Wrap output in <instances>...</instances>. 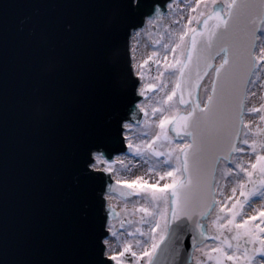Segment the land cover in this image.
I'll use <instances>...</instances> for the list:
<instances>
[{
    "label": "water",
    "instance_id": "95a60500",
    "mask_svg": "<svg viewBox=\"0 0 264 264\" xmlns=\"http://www.w3.org/2000/svg\"><path fill=\"white\" fill-rule=\"evenodd\" d=\"M168 1L0 0V264L113 263L107 212L124 215L107 208L108 195L133 192L86 165L97 151L124 152L119 125L142 118L132 31ZM199 231L183 237L173 264H192Z\"/></svg>",
    "mask_w": 264,
    "mask_h": 264
},
{
    "label": "snow or ice",
    "instance_id": "6c2138e0",
    "mask_svg": "<svg viewBox=\"0 0 264 264\" xmlns=\"http://www.w3.org/2000/svg\"><path fill=\"white\" fill-rule=\"evenodd\" d=\"M201 2L202 0H196V6ZM203 2L207 11L200 12L201 18H188V24L195 20L199 27L185 25L179 42L171 48L172 53H177L178 49L180 51L174 62L165 66L167 74L175 77L174 87L162 101L167 107L152 110L153 115L168 109H173L175 114L159 120L160 131L150 142L128 144L137 156L167 155L168 159L162 163L170 169L160 179L168 177L171 182L164 183L159 188L146 181L140 183L141 177L131 183L123 182L128 188L135 187L139 190L133 195L140 196L146 190H151L148 202L152 207L142 205L137 209L143 214L140 222L149 225L148 235L152 241L151 248L144 247L139 259L146 261V264H164L165 260L168 264H173L171 258L179 256V245L190 230L195 232L198 229L199 235L206 237V224L198 217L216 212V219L212 223L216 225L219 234L214 239L221 241L232 253L225 251V247L211 249L212 253L219 254L215 264H222L221 258L232 264H264V259H261L264 258V237H257L254 231L245 227L248 220L243 223L235 222V218L240 215L234 211L239 201L232 204L231 208L226 207L225 201V207H220L217 212L218 202L214 199L219 186L216 180L218 173L235 183L240 190V196L246 201L250 198H264V134H261L258 145L256 139L250 143L246 138L249 132L244 131L248 128L244 115L264 111V104L251 108L245 106V102L256 95L255 89L264 90V0ZM131 6L139 7V0H131ZM195 10L194 7L190 9L193 12ZM185 37H188L187 41ZM164 48L167 49L168 45L165 44ZM164 74L160 73L161 76ZM209 76L210 84L205 87L202 82ZM155 87L156 85H148L149 89ZM166 87L167 84H162L159 90L163 91ZM193 89L206 92V100L201 101L199 91L193 98ZM173 97H178L177 104L171 103ZM260 119L264 120V115ZM165 125H171V128L165 130ZM119 127L124 128L126 125L120 124ZM168 131L174 133L175 141L168 137ZM162 137L169 144H175L167 153L154 147L155 142ZM253 154L255 162L250 163V171L242 157ZM93 155V161L86 165L85 174L87 170H94L96 162L101 160L100 154ZM224 162L230 163L232 167L226 171L221 170L220 165ZM106 170L113 171L112 167ZM244 177L247 184L242 182ZM248 185L253 190L246 194L245 188ZM236 191L237 188L233 187V196ZM231 199L232 197H228V200ZM161 204H167V207L161 208ZM240 207L243 208V205L240 204ZM225 211L229 218L226 222L219 223L220 213ZM260 216L264 217V212ZM250 219L255 220L256 217ZM256 227L260 233H264V227L259 224ZM222 229L226 232L221 231ZM136 232L140 236L146 235L139 228ZM136 243L141 242L138 240ZM131 247L124 246L119 256L123 257L125 253L131 252ZM131 255L137 256L135 252H131ZM204 255L210 261L213 259L207 252ZM111 259L115 261L118 257L113 255Z\"/></svg>",
    "mask_w": 264,
    "mask_h": 264
},
{
    "label": "rangeland",
    "instance_id": "374dc122",
    "mask_svg": "<svg viewBox=\"0 0 264 264\" xmlns=\"http://www.w3.org/2000/svg\"><path fill=\"white\" fill-rule=\"evenodd\" d=\"M210 6V4H209ZM196 10L190 11L191 8ZM207 11L205 4L202 0L201 4L197 7L196 0H177L172 1L169 4V8L165 15H156V18H149L144 26V30L138 29L135 31L133 42L131 45L132 59L134 61V70L141 75L142 83L141 89L145 96H147V101L140 102L141 108L143 110V123L137 124L135 121H129L128 129L125 132L127 137V146L129 142L133 144H140L141 141L148 143L152 140L155 134L160 131L158 125L159 120L164 116L171 117L175 114L173 109H168L165 112H157L155 115L152 114L153 108L167 107L163 105L162 101L166 94L170 93L174 87L175 77H170L165 71V66L168 63L174 62L177 57V53H172L171 48L175 43L179 42L180 34L185 30L184 26L188 27H199L194 20L192 24H188L189 16L200 17V12ZM177 21H179L177 23ZM188 37H185V41ZM167 44L168 48L165 49L164 45ZM165 57L167 59L165 60ZM145 61H148L145 64ZM159 62V63H157ZM164 72L163 76L160 73ZM162 84H167V87L160 91V86ZM148 85H156L155 88L149 89ZM178 97H173L172 104H177ZM171 128V125H165V130ZM147 133V135H145ZM168 137L175 141L174 133L168 131ZM175 144H169L163 137L155 142V149L162 152H168L170 148L174 147ZM129 148V147H128ZM175 153H173V157ZM116 161H102L101 164L96 167L106 170L109 167L113 169V175L116 180L122 182L131 183L136 180L137 177H141L140 183L147 182L148 184L156 185L158 188L162 187L164 183H170V178L165 177L163 180L160 176L164 172L170 170L163 165L162 161L167 160V155L164 157H156L154 155L149 156H137L135 155L133 149L129 148V155H121L115 157ZM123 162V163H121ZM172 163H175L173 159ZM226 169V166H224ZM226 171V170H223ZM221 178L224 176L220 175ZM127 185V184H126ZM138 192L139 190L135 187L131 188L130 191ZM113 199L116 204L121 205L118 210L119 216L124 215L123 219L112 218L111 219V236L106 240V246L108 248L109 257L117 255L118 259L115 260V264H146V261L139 259L140 253L144 250V247L148 249L151 248V239L148 235L149 225L140 222V218L143 215L141 212L137 211L140 206H145L151 208L152 205L148 202V197L151 195V190H146L140 196L134 195L129 198L123 195L114 194ZM227 201V200H226ZM161 208L167 207V204H161ZM217 212L220 207L217 205ZM221 215V220L219 223L226 222L229 218L227 215ZM216 219V212L212 213V217L205 218L204 222L206 224V233L211 234L213 238L205 244L201 245V249H195L192 264H215V259L219 255L218 253H212L211 249L216 247H225V251L229 254L232 250H229L224 246L221 241L214 239L219 233L216 230V225L212 223ZM131 221V223H128ZM123 225V228L121 227ZM139 228L146 235L140 236L136 232ZM221 231H225L222 229ZM159 232V229L157 230ZM113 233L116 235L113 236ZM128 233H133V235H128ZM227 234V233H226ZM230 235V234H229ZM140 244H137V241ZM157 240L159 237L157 236ZM233 244L235 242L233 241ZM131 245V252L137 254L136 257L131 255V252L125 253L123 257L119 256V253L123 251L124 246ZM209 253L213 256V259L208 260L204 253ZM222 259V264H232L230 261Z\"/></svg>",
    "mask_w": 264,
    "mask_h": 264
},
{
    "label": "flooded vegetation",
    "instance_id": "af4514ba",
    "mask_svg": "<svg viewBox=\"0 0 264 264\" xmlns=\"http://www.w3.org/2000/svg\"><path fill=\"white\" fill-rule=\"evenodd\" d=\"M256 95L254 97H250L249 100L246 101V107H260L262 104H264V90H261L259 88L255 89ZM264 115V111H261L260 113L255 114H245L244 116V122L248 124V128L245 129V132H249V135L246 137L249 139V142L253 139L257 140V144L259 145V140L261 137V134H264V120L260 119V116ZM259 151V147L257 149ZM243 162L245 166L250 168V163L255 162V155H245L242 157ZM226 166V169L224 168ZM232 167V165L228 162L221 163L220 168L221 170H227V168ZM255 178V177H254ZM217 181H218V187H217V198H218V206L219 207H225V201L227 200L226 207L231 208L232 204L239 201V204H237V208L234 209V211H237L240 213L239 216L235 218L236 223H243L244 220H248V224L245 226L247 229L254 231V234L257 237H264V233H260L259 229L256 227V225H260L261 227H264V217L260 216L261 212H264V198L256 197V198H250V200L246 201L243 197L240 196V190L238 186L235 183H231L228 179L225 177L221 178L220 174H217ZM247 184L246 177L243 178V181ZM236 187L237 191L235 193V196H233L232 188ZM253 187L251 185H248L245 188V193L252 191ZM228 197H232L231 200H228ZM240 204L243 205V208L240 207ZM223 215H227L229 217V214L227 211L222 213ZM251 217H256L255 220H251ZM264 259V258H261Z\"/></svg>",
    "mask_w": 264,
    "mask_h": 264
},
{
    "label": "bare ground",
    "instance_id": "6f19581e",
    "mask_svg": "<svg viewBox=\"0 0 264 264\" xmlns=\"http://www.w3.org/2000/svg\"><path fill=\"white\" fill-rule=\"evenodd\" d=\"M134 37V36H133ZM135 69V68H134ZM136 74H138L139 76H141L138 72H136ZM142 107V106H141ZM129 127V126H128ZM128 129V128H127ZM98 153V152H97ZM103 161V158L101 156V160L100 161H97L96 162V167H98L99 164H101ZM105 161V160H104ZM107 208H113V209H116V210H119V208L121 207V205H118L116 204V202H114V199H113V195L112 193H109L108 195V200H107ZM111 222V221H110Z\"/></svg>",
    "mask_w": 264,
    "mask_h": 264
}]
</instances>
